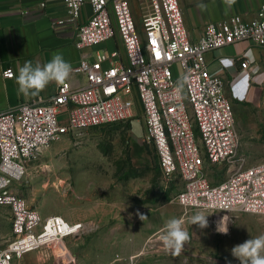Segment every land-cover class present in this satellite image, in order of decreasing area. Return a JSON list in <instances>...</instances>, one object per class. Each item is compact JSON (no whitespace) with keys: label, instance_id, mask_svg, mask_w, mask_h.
I'll use <instances>...</instances> for the list:
<instances>
[{"label":"built area","instance_id":"built-area-1","mask_svg":"<svg viewBox=\"0 0 264 264\" xmlns=\"http://www.w3.org/2000/svg\"><path fill=\"white\" fill-rule=\"evenodd\" d=\"M63 1L67 18L54 23L78 22V48L117 39L122 49L97 50L72 65L70 72L83 76L80 84L65 80L47 98L0 111V216L7 213L9 223L8 235L0 232V264L84 231L81 221L58 213L43 216L20 195L15 184L26 165L52 141L90 126L125 122L138 107L142 141L153 145L165 178L181 179L174 199L185 210L264 214V161L247 166L238 153L231 101L246 95L257 69L247 51L219 57V68H240L226 79L206 59L207 52L237 41L264 47V2L256 18L234 14L209 22L192 40L178 0H149L139 27L128 0H88L90 15L81 21L86 0ZM2 75L13 77V68ZM218 165L226 176L212 182L207 170Z\"/></svg>","mask_w":264,"mask_h":264},{"label":"rangeland","instance_id":"rangeland-1","mask_svg":"<svg viewBox=\"0 0 264 264\" xmlns=\"http://www.w3.org/2000/svg\"><path fill=\"white\" fill-rule=\"evenodd\" d=\"M258 50L259 75L244 97L231 99L238 153L247 166L264 161V48L252 44L254 54L246 56L253 61ZM134 114L125 122L90 126L54 140L26 165L15 189L41 215L81 218L96 210L99 217L92 230L27 252L13 264H238L232 246L264 234V214L185 210L178 204L181 179L162 175L153 145L142 141L139 107ZM66 116L64 109L58 118ZM207 174L218 182L226 176L225 167L214 166ZM198 211L212 212L208 227L191 224ZM224 215L229 216L227 234L215 230ZM7 216H0L3 236L9 233ZM172 218H181L190 236L179 253L166 250L162 241Z\"/></svg>","mask_w":264,"mask_h":264},{"label":"crops","instance_id":"crops-1","mask_svg":"<svg viewBox=\"0 0 264 264\" xmlns=\"http://www.w3.org/2000/svg\"><path fill=\"white\" fill-rule=\"evenodd\" d=\"M263 2L264 0H178L184 26L192 40H197L201 36L209 22L220 21L234 14L246 21L256 18ZM128 3L136 25L139 27L143 15L150 10L149 0H128ZM24 10L27 11L24 13ZM89 15L90 6L86 0L80 21L85 20ZM66 18L67 10L63 0H0V111L14 108L24 101L47 98L56 92L60 82L52 81L37 95L21 94L18 91L16 76L19 67L25 61H31L34 66L36 64L43 66L54 53L60 52L72 66L82 58H91L95 51L100 50V45L78 48L75 44L78 22L54 23L58 19ZM110 41L111 44L108 46H105V42L102 44L104 49L115 47L122 49L117 39ZM246 51V55L254 54L251 42L245 40L207 52L208 66L213 72L229 79L240 68L236 65L234 68L223 70L219 68L217 58L238 57ZM258 54L259 50L255 52L254 60L250 59L251 67H255L257 73L249 80V89L254 82L253 77L259 75ZM9 66L13 68L14 76L4 77L2 71ZM66 80L72 85H77L83 82V76L70 72ZM91 214L89 212L77 218L70 213H65L68 220L81 221L84 224V231L95 227L92 222L99 217V212L94 210Z\"/></svg>","mask_w":264,"mask_h":264},{"label":"clouds","instance_id":"clouds-1","mask_svg":"<svg viewBox=\"0 0 264 264\" xmlns=\"http://www.w3.org/2000/svg\"><path fill=\"white\" fill-rule=\"evenodd\" d=\"M71 71V64L63 58L62 53L56 52L52 58L43 66L31 61H25L19 67L16 76L18 91L24 95H37L49 82L65 81ZM212 212L198 211L190 218L191 224H196L198 228L208 227L207 216ZM145 215H140L143 220ZM229 216H221L216 222L215 230L227 234ZM184 221L181 218L169 219L165 226V234L162 236L165 249L179 253L186 242L190 240L188 231L183 226ZM231 255L238 261V264H264V234L254 238H248L244 241L234 244L230 249ZM227 264H231L228 261Z\"/></svg>","mask_w":264,"mask_h":264}]
</instances>
